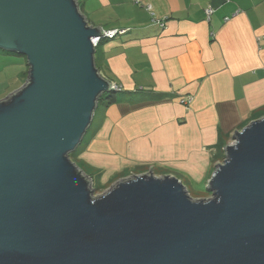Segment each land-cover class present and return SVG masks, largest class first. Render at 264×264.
Wrapping results in <instances>:
<instances>
[{
    "label": "water",
    "instance_id": "water-1",
    "mask_svg": "<svg viewBox=\"0 0 264 264\" xmlns=\"http://www.w3.org/2000/svg\"><path fill=\"white\" fill-rule=\"evenodd\" d=\"M110 31L79 0H0V49L28 65L0 99V264H264V116L225 146L210 198L151 168L94 194L71 153L118 86L96 62Z\"/></svg>",
    "mask_w": 264,
    "mask_h": 264
},
{
    "label": "crops",
    "instance_id": "crops-1",
    "mask_svg": "<svg viewBox=\"0 0 264 264\" xmlns=\"http://www.w3.org/2000/svg\"><path fill=\"white\" fill-rule=\"evenodd\" d=\"M79 3L91 25L126 31L97 45L101 73L122 91L98 106L75 162L102 182L150 168L206 180L216 150L264 116V0ZM27 75L26 56L0 49V99Z\"/></svg>",
    "mask_w": 264,
    "mask_h": 264
},
{
    "label": "rangeland",
    "instance_id": "rangeland-1",
    "mask_svg": "<svg viewBox=\"0 0 264 264\" xmlns=\"http://www.w3.org/2000/svg\"><path fill=\"white\" fill-rule=\"evenodd\" d=\"M25 68H26V65L24 64L23 69H25ZM109 76L112 77V75H109ZM14 81L15 80H8L7 81V88H4L3 89L4 97H6L8 94H10L13 91V90L10 91V89H13V87H14L13 86L14 85L13 84ZM16 81L19 82L20 79H16ZM98 108H97V110H98ZM97 110L95 111L94 118H93V122L95 120V115H96ZM97 116H98V114H97ZM88 136H89V134H88ZM232 141H233V139H232ZM229 143H231V142H229ZM224 148H222V149L224 150ZM79 149H78V151H79ZM74 158H75V156H74ZM77 158H78V156H77ZM224 158H225V152L224 153L217 152L216 157L214 159H211V161H210L211 162V169L209 168L210 170H209V172L207 174L206 180H203L202 181V180H194L193 179L192 181H186V182L183 180V182L187 186V189H188L190 195L193 198H195V199H199V198H210L212 196V192L210 190H208V181H209L210 177L212 176V174H213V172L215 170L216 164L217 163H221ZM73 161L75 162V160H73ZM157 167H161V166H157ZM136 173L137 172H135V174ZM132 175L133 174L126 173V174H124L123 177H120L119 179L125 178V177H130ZM93 182H94V184H93V191H94V194H96V195L103 194L104 192L108 191L112 187V185H114L116 183V182H114L112 180H108L106 182H102L99 179H94V178H93Z\"/></svg>",
    "mask_w": 264,
    "mask_h": 264
},
{
    "label": "trees",
    "instance_id": "trees-1",
    "mask_svg": "<svg viewBox=\"0 0 264 264\" xmlns=\"http://www.w3.org/2000/svg\"><path fill=\"white\" fill-rule=\"evenodd\" d=\"M121 30H123V31H126V30H124V29H121ZM107 38H109V37H107V36H105V37H103L102 39H107ZM100 43V42H99ZM96 62H97V59H96ZM97 67L99 68V66H98V64H97ZM100 70V69H99ZM122 90L121 89H112L111 91H109V92H107V93H105L99 100H98V104L99 105H104V106H106V105H109V104H112V103H114V102H116L117 101V95H118V93L119 92H121ZM87 134V133H86ZM85 137H86V135L84 136V139H85ZM83 142H84V140H83ZM82 142V143H83ZM79 147H81V145L79 146ZM79 147H78V149H79ZM78 149L76 150V151H74V152H72L71 153V158H72V160H75L76 161V153L78 152ZM217 152H222V153H224L225 151L221 148V149H217L216 150V152L213 154V159L216 157V154H217ZM73 155V156H72ZM74 156H75V158H74ZM224 160V159H223Z\"/></svg>",
    "mask_w": 264,
    "mask_h": 264
},
{
    "label": "built area",
    "instance_id": "built-area-1",
    "mask_svg": "<svg viewBox=\"0 0 264 264\" xmlns=\"http://www.w3.org/2000/svg\"><path fill=\"white\" fill-rule=\"evenodd\" d=\"M212 11H213V9H212L211 6H209V7L206 8V12H207L208 15H210V14L212 13ZM123 32H124L123 30H119V29L114 30V29H112V31L108 32L105 36H107V37H109V38H113V37H115L118 33H123ZM105 36H104V37H105ZM98 43H99L98 41L95 42L96 45H97ZM114 89H122V88L118 85V86L114 87ZM187 101H188V100L185 99L183 102H186V103H187Z\"/></svg>",
    "mask_w": 264,
    "mask_h": 264
},
{
    "label": "clouds",
    "instance_id": "clouds-1",
    "mask_svg": "<svg viewBox=\"0 0 264 264\" xmlns=\"http://www.w3.org/2000/svg\"><path fill=\"white\" fill-rule=\"evenodd\" d=\"M99 42H100V41H99ZM98 44H99V43H98ZM98 44H97V45H98Z\"/></svg>",
    "mask_w": 264,
    "mask_h": 264
}]
</instances>
